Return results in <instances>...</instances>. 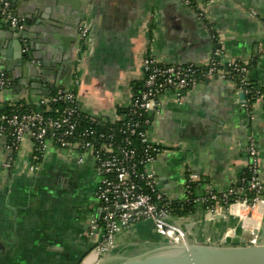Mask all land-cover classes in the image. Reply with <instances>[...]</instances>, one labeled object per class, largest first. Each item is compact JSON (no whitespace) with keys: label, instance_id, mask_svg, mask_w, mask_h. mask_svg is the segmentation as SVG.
I'll return each instance as SVG.
<instances>
[{"label":"crops","instance_id":"crops-1","mask_svg":"<svg viewBox=\"0 0 264 264\" xmlns=\"http://www.w3.org/2000/svg\"><path fill=\"white\" fill-rule=\"evenodd\" d=\"M53 1L51 16L59 34L39 50L52 63L46 87L37 94L13 81L0 108L16 100L34 103L49 85L73 88L78 75L74 90L83 112L117 119L140 89L145 56L169 64H206L220 40L225 59L249 64L252 84L264 87V0H195L192 6L183 0ZM84 16L91 32L83 43L79 25ZM82 43V65L74 69ZM242 92L233 79L207 76L180 100L163 96L152 115L150 137L162 148L153 165L160 189L171 202L179 201L186 195L188 175L199 176L196 209L173 215L189 240L245 237L252 242L262 233L264 203L213 212L201 203L208 190L221 194L237 184L251 163L250 141L256 144L264 179V99L249 102ZM6 142L0 140V264H79L91 245L89 220L100 214L94 161L87 157L79 164L77 153L51 147L36 172L30 168L31 137L25 136L16 151ZM168 241L151 221L133 222L102 259L117 264Z\"/></svg>","mask_w":264,"mask_h":264},{"label":"built area","instance_id":"built-area-1","mask_svg":"<svg viewBox=\"0 0 264 264\" xmlns=\"http://www.w3.org/2000/svg\"><path fill=\"white\" fill-rule=\"evenodd\" d=\"M183 1L187 5L196 3L195 0ZM197 6L200 8L202 4ZM199 14L206 17L203 11ZM0 21L20 33L27 27V21L17 14L12 0H0ZM89 26L85 21L80 29L83 43L88 40ZM22 42L23 51L29 52L28 39L22 37ZM83 43L80 44L74 69L82 65ZM143 71L141 89L133 95L131 103L117 119L89 116L83 112L74 90L79 82L78 75L74 78L73 88L60 89L53 96L41 95L34 103L26 101V104H21L16 100L11 103L9 113H0V140L10 136L11 141L6 142L8 148L18 150L28 135L33 140L32 170L39 167L51 147L77 153L80 163L87 157L94 161L99 178L95 196L100 214L89 220V235L98 243L101 257L115 246V237L120 232L141 220L151 221L157 233L171 242H187L186 232L173 219L171 201L160 189L153 169L162 148L150 137V125L163 96L180 100L199 80L220 75L233 79L244 93L250 94L249 102L264 99V87H256L250 80V65L225 59L221 40L206 64H169L147 55L143 59ZM12 82L10 74L0 67V100ZM60 100H65L68 105L62 109L54 108L52 104ZM27 105L30 109H26ZM248 151L251 163L246 172L226 192L217 194L208 190L201 200L206 209L213 212L219 207L234 205L255 208L264 203V179L259 175L260 157L254 141L249 142ZM198 179L197 174L188 175L185 197L194 194ZM256 239L255 235L252 242Z\"/></svg>","mask_w":264,"mask_h":264},{"label":"water","instance_id":"water-1","mask_svg":"<svg viewBox=\"0 0 264 264\" xmlns=\"http://www.w3.org/2000/svg\"><path fill=\"white\" fill-rule=\"evenodd\" d=\"M49 1L12 0L17 14L27 21V27L21 33L0 21V66L10 74L15 83L31 87V91L37 94L43 93V87H46L43 81L47 79L52 66L44 51L39 50L45 49L43 43H55L51 38L58 37L59 34L57 20L51 16L53 4ZM53 2L57 3L58 0ZM85 21L90 24L84 16L79 30ZM32 22L36 27L30 28ZM22 37L28 39L31 48L29 54L23 51ZM51 46L48 47L49 50ZM79 47L78 45V52ZM30 79L36 81L31 83ZM241 97H245L244 92ZM104 255L101 257L96 248L86 253L79 264H106L107 261L102 259ZM117 264H264V227L260 238L255 242H247L245 237L222 238L220 241L209 237L200 241L189 240L187 236L186 243H161L143 252L125 256Z\"/></svg>","mask_w":264,"mask_h":264},{"label":"trees","instance_id":"trees-1","mask_svg":"<svg viewBox=\"0 0 264 264\" xmlns=\"http://www.w3.org/2000/svg\"><path fill=\"white\" fill-rule=\"evenodd\" d=\"M141 87H142V84L140 86V89H141ZM57 91H58L57 88H54V87L49 85V88L44 93V95L53 96L57 93ZM248 95H250V94H248ZM66 105H68V102H66L65 100H60V101L52 104V106L54 108L56 107V108H60V109L64 108ZM11 108H12L11 104L6 105L5 107L0 108V113H6L7 114L10 112ZM26 109H30V106L27 105ZM7 141H9V142L11 141L10 136L7 137ZM246 170L244 172H242L240 176H242L246 172ZM194 199H195V194H193L190 197H184V199H182V200L171 202L170 203L171 212L173 213V215H175V214L183 215V214L193 212L196 209V206L198 205L196 203V201H194ZM203 206L206 207L205 204Z\"/></svg>","mask_w":264,"mask_h":264},{"label":"flooded vegetation","instance_id":"flooded-vegetation-1","mask_svg":"<svg viewBox=\"0 0 264 264\" xmlns=\"http://www.w3.org/2000/svg\"><path fill=\"white\" fill-rule=\"evenodd\" d=\"M189 6H192V5H189ZM90 28H89V34H90V32H91V25L89 26ZM80 29H81V27H80ZM30 51H31V48H30V50H29V52H27L28 54L30 53ZM86 161H84V162H82V163H80V162H78L79 164H84ZM42 165H43V162L41 163ZM38 170L36 171V172H38V171H40V170H42V168L40 169V166L37 168ZM95 192H96V189H95ZM90 242H91V245H90V249H89V252H91L92 250H94V249H96L97 248V246H98V243H96L93 239H91L90 238ZM98 250V249H97ZM99 252V251H98Z\"/></svg>","mask_w":264,"mask_h":264}]
</instances>
